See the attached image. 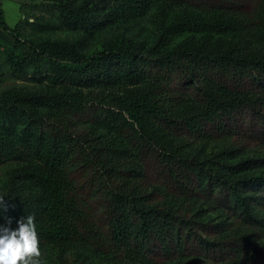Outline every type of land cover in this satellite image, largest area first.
Here are the masks:
<instances>
[{"label": "trees", "instance_id": "1", "mask_svg": "<svg viewBox=\"0 0 264 264\" xmlns=\"http://www.w3.org/2000/svg\"><path fill=\"white\" fill-rule=\"evenodd\" d=\"M156 1L182 13L150 46L85 54L39 42L19 54L12 38L8 50L44 61L51 83L0 95V165L26 163L0 220L34 214L40 247L58 248L51 264H86L84 246L118 264H264V0H84L64 11L91 29ZM0 13L10 36L21 21L9 28L1 3Z\"/></svg>", "mask_w": 264, "mask_h": 264}, {"label": "rangeland", "instance_id": "2", "mask_svg": "<svg viewBox=\"0 0 264 264\" xmlns=\"http://www.w3.org/2000/svg\"><path fill=\"white\" fill-rule=\"evenodd\" d=\"M84 0H0L1 9L6 25L13 28L20 20L15 31L8 35L19 54L32 43H47V45H71L72 48L91 54L116 48L128 43L152 45L163 27L168 25L182 12L169 10L162 2H153L148 11L140 18L124 23H112L88 29L87 27L73 24L67 17L64 6H80ZM1 14V13H0ZM2 19L0 18V22ZM6 33L0 31V95L12 94L13 92H26L39 90L41 87L51 83L46 64L34 58L31 62H20L16 56L8 50ZM13 38V39H12ZM184 36L176 38L179 41ZM55 43V44H54ZM35 77V78H34ZM222 148L221 145L211 147H197L202 154L214 153ZM254 151H246L238 160L254 155ZM26 167L23 162H8L0 165V196L9 187L11 178L21 169ZM220 213H210L208 217L212 220H220ZM13 220V227L15 221ZM5 220L1 219L0 223ZM42 264H51L58 255V248L54 245L42 248ZM86 264H118L110 258L99 255L86 246L75 250ZM167 264H188V260L172 261Z\"/></svg>", "mask_w": 264, "mask_h": 264}, {"label": "clouds", "instance_id": "3", "mask_svg": "<svg viewBox=\"0 0 264 264\" xmlns=\"http://www.w3.org/2000/svg\"><path fill=\"white\" fill-rule=\"evenodd\" d=\"M4 197L0 196V205ZM0 223V264H42L40 241L34 214Z\"/></svg>", "mask_w": 264, "mask_h": 264}, {"label": "crops", "instance_id": "4", "mask_svg": "<svg viewBox=\"0 0 264 264\" xmlns=\"http://www.w3.org/2000/svg\"><path fill=\"white\" fill-rule=\"evenodd\" d=\"M20 21H21V20H20ZM20 21H19V22H20ZM19 22H18V23H19ZM18 23H17V24H18ZM17 24H16V25H17ZM16 25H15V26H16ZM15 26H14V27H15ZM14 27H13V28H14ZM6 42H7L9 45H11V44L13 43V42L10 41V39L8 38V35H6Z\"/></svg>", "mask_w": 264, "mask_h": 264}]
</instances>
